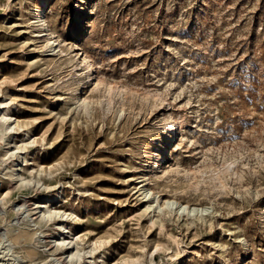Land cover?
<instances>
[{
    "label": "rangeland",
    "instance_id": "rangeland-1",
    "mask_svg": "<svg viewBox=\"0 0 264 264\" xmlns=\"http://www.w3.org/2000/svg\"><path fill=\"white\" fill-rule=\"evenodd\" d=\"M0 211L26 264H264V0H0Z\"/></svg>",
    "mask_w": 264,
    "mask_h": 264
},
{
    "label": "bare ground",
    "instance_id": "bare-ground-1",
    "mask_svg": "<svg viewBox=\"0 0 264 264\" xmlns=\"http://www.w3.org/2000/svg\"><path fill=\"white\" fill-rule=\"evenodd\" d=\"M46 7H47V2L43 3V5L41 7L42 10L40 9L41 11L38 12V17L41 19L40 21L42 22L43 27L46 28L45 29L46 33L50 34V35H53L56 38V39L54 38V40H56L57 43H58V41L60 40L59 39L60 37L55 35L49 29V27L46 26L47 24H46L45 20L42 19L43 18V14L45 13L44 11H45ZM56 41H54V43ZM54 50L55 49L51 48V51H54ZM78 63H80L84 67V69L86 70V77L88 79V82H90V90H91V92H94L103 83V80L100 78V76L97 75L98 72H97V68H96V63L87 54L86 55L83 54L82 55V59ZM94 71H96L95 74H93ZM91 74H93V75L91 76ZM3 118L6 121H10L12 119L9 116L8 117H3ZM175 126H176V122L172 121L173 130H171V132H170L171 135L174 134ZM9 128H11V127H9ZM12 129H14V127ZM228 164H230V163H228ZM231 164H233V163H231ZM230 167H231V165H230ZM36 204H37V208L38 209L39 208L42 209V210L46 209V213L47 212L48 213L55 212L57 215L60 214V211L56 212L55 208H54L57 205L56 200L43 197L42 199L40 198L39 201H36ZM24 207L25 206L22 205V206H18V208L17 207H15V208L20 210V209H22ZM195 209L196 208H193L191 211H195ZM180 211L181 212L187 211V206H184V207L182 206ZM1 212L2 211H0V213ZM64 215L65 214H62V215H59V216H60V218H63ZM51 217H53V216L51 215ZM60 222L61 223H59L57 225L58 229H59V233L57 234L58 236L55 238L54 242H55L56 245H58L60 247L61 246H66L67 249H69L70 248L69 245L72 243V240L69 241V240H67L64 237L63 238H61V237L64 236L65 234H68V233L70 235H72V234L69 231L68 227H66L65 224H62V221H60ZM35 234H37V231L35 232ZM29 242H31V235H29V229H27V228H22V227L18 228L17 233L13 234V235L12 234L10 235V230L6 234L5 233H0V264H26L28 261L23 258V256L20 254L21 252H18L17 249L19 247L25 248L24 251L27 253V257L31 258L30 250L26 249V247L28 248V246H29ZM67 253H68V255H67L68 257L75 258V256H77V254H79V251L76 252V253H74L72 251H67ZM69 260H71V259H69Z\"/></svg>",
    "mask_w": 264,
    "mask_h": 264
}]
</instances>
